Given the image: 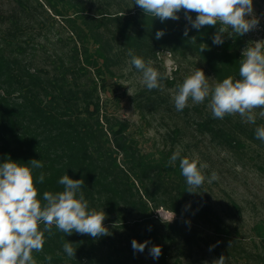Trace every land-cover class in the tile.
I'll list each match as a JSON object with an SVG mask.
<instances>
[{"label": "trees", "instance_id": "16d2710c", "mask_svg": "<svg viewBox=\"0 0 264 264\" xmlns=\"http://www.w3.org/2000/svg\"><path fill=\"white\" fill-rule=\"evenodd\" d=\"M12 1L19 12H11L8 20L0 15L9 23L0 30V163L7 159L22 164L41 160L43 167L33 170V175L42 203L45 191H63L59 180L67 174L74 180H84L81 191L85 199L95 201L97 196L106 214L125 211L116 216L110 235L90 244L79 233L67 235L53 226V235L45 233L43 250L33 252L37 264H49L47 255L52 257L50 264H135L139 252L132 248L133 239L150 241L148 248L160 246L158 259L165 263L176 250L173 264H180L183 244L192 245L200 235L190 225L183 227L181 206L191 193L187 192L179 159L168 163L178 150L173 144L157 152L143 151L139 142L128 136L129 123L109 114L102 105L100 92L106 76L114 75L123 58L131 63L130 49L145 62L156 61L160 50L170 49L183 58L190 54L208 68L216 84L230 76L239 79L245 36L229 37L225 33L224 43L215 45L213 35L219 24L193 29L184 10L177 14L179 20L161 22L146 16L134 5L135 0H118L122 5L114 14L104 9L90 14L83 0H34L41 9L46 7L62 17L71 34L70 43L65 45L68 48L59 50L43 65L35 61L33 47L27 50L35 29L43 23L35 21L36 28H31L23 15L31 11L29 0ZM191 15L195 19L197 14ZM186 26L188 36L184 35ZM159 30L164 35L157 39ZM261 126L264 117L260 116H256L255 124L231 121L227 116L218 119L213 114L194 121L198 133L236 151H241L246 141L264 149V141L256 138V129ZM172 132L175 140L178 130ZM40 173L44 174L43 183L38 179ZM158 182L172 188L171 207L166 203L151 206L146 184ZM159 206L170 207L175 213L173 221L156 215ZM196 214L212 223L220 237L231 239L227 237L229 227L218 225L219 215L209 206L199 207ZM252 231L264 253V219L256 222ZM67 241L75 249L74 257L64 252Z\"/></svg>", "mask_w": 264, "mask_h": 264}, {"label": "rangeland", "instance_id": "374dc122", "mask_svg": "<svg viewBox=\"0 0 264 264\" xmlns=\"http://www.w3.org/2000/svg\"><path fill=\"white\" fill-rule=\"evenodd\" d=\"M83 1L90 14H96L99 9L114 14L122 5L118 0ZM28 5L31 11L23 15L29 26L36 28L34 23L38 20L43 26L35 29L34 40L27 43V50L32 51L30 48L33 47L35 61L44 65L53 59L59 50L68 48L65 45L70 43V28L62 17L46 7L41 9L34 0H29ZM13 11L19 12L12 0H0L2 20H8V15ZM253 11L259 18V25L244 35L242 51L250 42L264 40V0H253ZM2 20L0 19V30L9 24ZM128 61L123 58L115 68L114 75L106 76L105 88L100 92L102 105L109 110V114L129 123L127 134L139 142L138 146L143 151L157 152L159 148L168 149L174 144L183 157L198 158L201 164H207L206 168L201 169L205 176L204 183L195 188L194 193L186 197L181 206L183 227L186 229L188 225L192 226L200 236L190 246L183 244V251L179 254L182 256L180 264H204L205 261L212 264L221 255L225 256V264H264V253L252 231V226L264 219V149L254 142L246 141L245 147L236 151L216 144L208 135L198 133L194 129V121L212 114L208 107L210 96L200 104L189 98L182 111L176 110L173 97L178 92L177 85L182 84L196 68L204 71L210 89L216 84L208 68L193 55L189 54L183 58L170 49L157 51L156 61L152 66L161 73L162 79L161 86L152 90L147 89L142 82V72ZM261 110L254 109L257 117ZM226 116L231 121L243 120L239 114ZM175 128L178 133L173 140L172 131ZM213 172L218 175V179L209 183ZM146 186L152 207L160 203H166V207L174 204L171 196L173 191L168 185L158 182ZM95 198V201L87 200L89 208L104 212L101 201L97 196ZM204 206H209L219 215L218 225L229 227L227 237L231 238L230 240L220 237L212 223L204 221L196 214L198 208ZM170 207L168 209L159 206L155 208V212L160 210L163 214H169V218H162L169 221L173 212ZM123 213L125 214V211L110 215L105 213L103 223L105 222L104 226L108 231L116 224V216L120 217ZM80 235L87 244L94 243L99 238H92L87 234ZM213 245L215 247L210 251V246ZM148 249L146 246L144 252L138 253L139 260L135 264H173L174 255L178 256L176 250L172 251V257L165 263L153 259Z\"/></svg>", "mask_w": 264, "mask_h": 264}, {"label": "clouds", "instance_id": "9594fccd", "mask_svg": "<svg viewBox=\"0 0 264 264\" xmlns=\"http://www.w3.org/2000/svg\"><path fill=\"white\" fill-rule=\"evenodd\" d=\"M146 16L159 18L161 22L179 20L177 15L184 10V17L191 28L199 30L204 26L220 25L213 35V44L222 45L224 34L229 37L243 36L259 25V18L253 11V0H135ZM191 13H196L193 19ZM247 17V18H246ZM186 26L184 35L188 36ZM164 35L163 30L156 32V38ZM195 42V37L192 38ZM207 46L201 48L205 50ZM128 55L131 64L142 72V82L147 89H157L162 79L161 73L154 68L153 61L147 62L133 54ZM239 79L231 76L223 79L210 89L208 79L202 69L188 75L177 85L178 92L173 97L175 108L182 111L188 104L189 98L200 104L210 96L208 107L215 118L223 119L226 115L239 114L247 123L255 124L254 109H262L260 117H264V40L250 42L242 52ZM256 138L264 141V126L256 129ZM179 159L181 174L186 178L187 192L200 187L205 176L201 169L207 164H201L197 159L180 157V151L174 152L168 163L174 164ZM199 165V167H198ZM43 167L41 160L32 159L27 164L14 162L10 159L0 163V264H37L33 252H41L45 243V233L53 235L55 226L59 231L71 235L73 232L87 234L92 238L110 235L103 221L106 216L102 211L89 208V202L81 191L84 180H74L67 174L62 176L59 184L63 191L43 193V203L38 199L33 170ZM39 182L43 183L44 174L40 173ZM218 179L213 172L209 183ZM188 206H186L187 208ZM171 213V222L174 218ZM164 219V217L161 215ZM43 225V228H41ZM150 241L139 243L135 239L131 245L134 252H144ZM215 247L210 246V251ZM68 257L75 256L72 243L63 245ZM153 259L162 254L161 247L153 245L148 249ZM45 260L51 262L50 255ZM207 264V261L204 262ZM212 264H225V256L221 255Z\"/></svg>", "mask_w": 264, "mask_h": 264}, {"label": "built area", "instance_id": "2783aa9c", "mask_svg": "<svg viewBox=\"0 0 264 264\" xmlns=\"http://www.w3.org/2000/svg\"><path fill=\"white\" fill-rule=\"evenodd\" d=\"M162 209V208H161ZM160 210H158L157 212H156V215L158 216V217H160L161 219H162V217H161V215L164 217V219H167V218H169V214H163L164 212L163 211H160Z\"/></svg>", "mask_w": 264, "mask_h": 264}]
</instances>
